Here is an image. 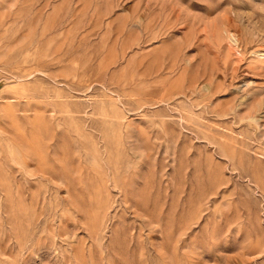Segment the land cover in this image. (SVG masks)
<instances>
[{"label":"rangeland","instance_id":"1","mask_svg":"<svg viewBox=\"0 0 264 264\" xmlns=\"http://www.w3.org/2000/svg\"><path fill=\"white\" fill-rule=\"evenodd\" d=\"M0 264H264V0H0Z\"/></svg>","mask_w":264,"mask_h":264}]
</instances>
